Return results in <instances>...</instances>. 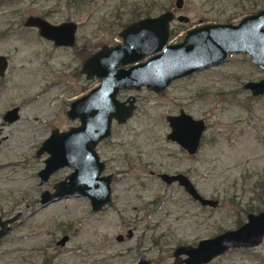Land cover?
<instances>
[{"label":"rangeland","instance_id":"1","mask_svg":"<svg viewBox=\"0 0 264 264\" xmlns=\"http://www.w3.org/2000/svg\"><path fill=\"white\" fill-rule=\"evenodd\" d=\"M174 1L0 0V53L7 57L0 79V211L18 215L0 242V264H133L137 258L173 264L175 246L195 245L264 208V92L253 95L243 87L262 70L243 52L227 53L220 63L177 77L159 91L143 85L119 90L118 99L134 97V109L123 122L112 120L110 134L95 145L102 172L112 173L108 202L97 211L80 194L39 202L40 192L52 191L71 170L57 168L39 183L46 153L36 150L51 127L78 123L64 110L98 83L79 72L87 54L119 42L123 24L146 11H173L167 39L173 43L191 26L236 23L264 8V0ZM29 14L53 23L74 21L73 46H54L35 27L24 26ZM14 105L17 118L4 120L2 113ZM179 109L205 124L192 154L165 137V115ZM161 171L186 174L217 204L201 205L177 182L162 181ZM63 234L67 239L57 243ZM205 264H264V237Z\"/></svg>","mask_w":264,"mask_h":264},{"label":"water","instance_id":"2","mask_svg":"<svg viewBox=\"0 0 264 264\" xmlns=\"http://www.w3.org/2000/svg\"><path fill=\"white\" fill-rule=\"evenodd\" d=\"M181 0H175L180 4ZM171 12L162 11L131 21L118 32L120 42L102 44L81 61L79 72L85 78L94 77L98 84L68 103L64 115L77 119V125L65 130L51 127L39 144L36 154L46 153L43 165L37 170L39 183L63 166L71 167L52 185L44 189L39 202H46L70 194L87 197L92 211L99 210L110 194V175L101 174L103 163L95 151V144L110 133L112 120L123 122L132 113L134 98H116L120 89H138L145 86L153 91L163 89L171 80L220 63L230 52L247 53L250 60L262 70L257 81H247L243 87L253 95L264 92V8L243 16L236 24H204L185 31L181 41L168 43V22ZM37 28V33L54 45L71 46L74 42L75 23L64 21L52 24L39 16L29 15L23 22ZM5 60L0 56V72ZM16 108L7 110L4 118H16ZM170 131L166 136L188 154L195 152L205 124L201 118L179 110L176 115H166ZM166 183L175 181L201 205L214 206L217 199L201 195L184 173H159ZM17 214L0 221V235ZM63 235L57 242L63 243ZM264 237V209L247 212L245 220L234 228L224 229L210 237L199 239L195 245H177L172 250L173 264H205L230 248H249ZM117 240L121 234L115 236ZM183 255V256H181ZM133 264H151L148 259L137 258Z\"/></svg>","mask_w":264,"mask_h":264},{"label":"flooded vegetation","instance_id":"3","mask_svg":"<svg viewBox=\"0 0 264 264\" xmlns=\"http://www.w3.org/2000/svg\"><path fill=\"white\" fill-rule=\"evenodd\" d=\"M182 1V0H181ZM174 4H175V1H174ZM175 5H178V4H175ZM260 9H263V8H260ZM165 10H168V11H170L171 12V19H172V17H173V11L172 10H170V9H165ZM165 10H163V11H165ZM259 10V9H258ZM258 10H256L255 12H257ZM162 12V11H161ZM255 12H253V13H255ZM249 14H252V13H249ZM29 15H32V16H34L35 14H29ZM29 15H27V16H29ZM156 15V14H155ZM247 15V14H246ZM27 16L23 19V21H22V23L24 22V20L27 18ZM35 16H39V17H41V18H43V19H45L46 21H48L49 23H52V24H58V23H61V22H64V21H72V20H70V19H66V20H63V21H60V22H58V23H53V22H50L49 20H47L44 16H42V15H35ZM145 16H150V15H145ZM145 16H142V17H145ZM153 16V15H152ZM245 16V15H244ZM243 17V16H242ZM241 17V18H242ZM139 18H141V17H139ZM139 18H136V19H139ZM240 18V19H241ZM136 19H133V20H131V21H134V20H136ZM170 19V20H171ZM239 19V20H240ZM238 20V21H239ZM131 21H129V22H127L125 25H127L128 23H130ZM237 21V22H238ZM72 22H74V21H72ZM236 22V23H237ZM75 23V22H74ZM209 23H211V24H214L215 22H205V23H200V24H197V25H194V26H191V27H189V28H187L186 30H188V29H190V28H194V27H198V26H200V25H204V24H209ZM216 23H230V22H216ZM236 23H231V24H236ZM23 25L24 26H26V27H34V26H28V25H25L24 23H23ZM125 25H123V27L125 26ZM122 27V28H123ZM36 28V27H35ZM75 29H76V23H75ZM75 29H74V38H75ZM121 29V28H120ZM168 29H169V22H168ZM185 30V31H186ZM185 31H184V33H185ZM36 32H37V28H36ZM170 32V31H169ZM184 33H183V35H184ZM38 34V33H37ZM39 35V34H38ZM169 35V34H168ZM182 35V36H183ZM40 36V35H39ZM119 36V35H118ZM40 37H42V36H40ZM42 38H44V37H42ZM46 39V38H45ZM182 39V38H181ZM47 40H49V39H47ZM49 41H51V40H49ZM181 41V40H180ZM120 42V41H119ZM178 42V41H177ZM51 43L53 44V42L51 41ZM118 43V42H117ZM168 43H171V42H168ZM173 43H176V42H173ZM54 45V44H53ZM54 46H60V45H54ZM62 46H64V45H62ZM73 46V44L71 45V46H69V47H72ZM97 49V48H96ZM91 53V52H90ZM89 53V54H90ZM88 55V54H87ZM86 55V56H87ZM0 56H2L3 58H4V60H5V66L3 67V69L1 70V72H0V79H2V78H4L5 77V74H6V67H7V57H6V55L5 54H3V53H0ZM250 58V57H249ZM262 77V76H261ZM260 77V78H261ZM259 78V79H260ZM258 79V80H259ZM252 81V80H251ZM255 81H257V80H255ZM98 82V81H97ZM247 82V81H246ZM245 83V82H244ZM244 83H243V85H244ZM98 84V83H97ZM120 90H122V89H120ZM119 91V90H118ZM118 91H117V93H116V98H117V94H118ZM129 97H133V96H127L126 98H124V99H119V100H126L127 98H129ZM134 98V97H133ZM74 99V98H73ZM118 99V98H117ZM69 103V102H68ZM133 104H134V102H133ZM16 108L17 110H16V118H17V116H18V107L16 106V105H14V106H11V107H9V108H7V109H5V111L2 113V118L4 119V120H6V121H12V120H8L7 118H4V114H5V112L7 111V110H9V109H11V108ZM68 107V106H67ZM67 109V108H66ZM134 109V108H133ZM180 110V109H179ZM179 110H178V112H179ZM182 110V109H181ZM65 111V110H64ZM133 111V110H132ZM178 112L177 113H175V114H169V115H176V114H178ZM184 112V111H183ZM186 113V112H185ZM188 114V113H187ZM166 115H168V114H166ZM165 115V116H166ZM192 117V116H191ZM15 118V119H16ZM193 119H197V118H194V117H192ZM14 120V119H13ZM78 121V120H77ZM115 121V120H114ZM167 121V120H166ZM167 123H168V121H167ZM204 123V122H203ZM78 124V123H77ZM77 124H74V125H77ZM73 126V125H72ZM168 127H169V125H168ZM110 129H111V123H110ZM170 131V128H169V130L167 131V133ZM166 133V134H167ZM110 134V133H109ZM107 137V136H106ZM165 137L167 138V139H170V138H168L166 135H165ZM104 139V138H103ZM101 140V139H100ZM99 140V141H100ZM170 140H172V139H170ZM98 141V142H99ZM174 141V140H173ZM97 142V143H98ZM175 142V141H174ZM96 143V144H97ZM177 143V142H176ZM95 144V145H96ZM178 144V143H177ZM198 144H199V141H198ZM179 145V144H178ZM180 146V145H179ZM181 147V146H180ZM94 148H95V146H94ZM186 153H187V151L183 148V147H181ZM197 148H198V145H197ZM197 148H196V150H197ZM195 150V151H196ZM95 151H96V149H95ZM97 152V151H96ZM188 154V153H187ZM97 155H98V153H97ZM99 157V156H98ZM99 160H101L100 158H99ZM102 161V163H103V169H104V161L103 160H101ZM102 169V170H103ZM159 173H167V174H173V173H168V172H165V171H161V172H158L157 173V175L159 174ZM174 173H178V172H174ZM180 173H182V172H180ZM101 174H105V175H107V174H109L110 175V182H111V176H112V173L111 172H102L101 171ZM158 177H159V175H158ZM163 181V180H162ZM173 182V181H172ZM175 182H176V180H175ZM166 183V182H165ZM171 183V182H170ZM166 184H168V183H166ZM109 187H110V183H109ZM110 193H111V188H110ZM109 198H110V194H109ZM108 202V201H107ZM106 202V203H107ZM264 209V208H263ZM260 210H262V209H260ZM259 211V210H258ZM254 213V212H253ZM13 214H10V213H6V212H4V211H0V221H4V220H6V219H8V218H10L11 216H12ZM246 215V214H245ZM18 218V215L16 216V218L13 220V221H15L16 219ZM12 221V222H13ZM12 222H6V227H7V229H6V231L3 233V234H1L0 235V242H1V240L4 238V237H6L9 233H10V231H11V229H12V226H13V224H12ZM241 224V223H240ZM236 227V226H235ZM0 228H1V226H0ZM221 232V231H220ZM219 233V232H218ZM130 234V231L128 230V235ZM63 235H65L66 237V239H67V235L66 234H63ZM62 235V236H63ZM62 236H60V237H62ZM65 239V240H66ZM122 239V235H121V238L119 239V240H121ZM64 240V241H65ZM63 241V242H64ZM58 243V242H57ZM61 244V243H60ZM181 256H183V255H181Z\"/></svg>","mask_w":264,"mask_h":264},{"label":"trees","instance_id":"4","mask_svg":"<svg viewBox=\"0 0 264 264\" xmlns=\"http://www.w3.org/2000/svg\"><path fill=\"white\" fill-rule=\"evenodd\" d=\"M145 15H148V13H147V11L144 13V16ZM136 18H139V16H134V17H132L131 19L133 20V19H136ZM127 23V22H126ZM126 23H124L123 25H125ZM239 223V222H238Z\"/></svg>","mask_w":264,"mask_h":264}]
</instances>
